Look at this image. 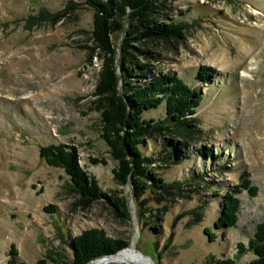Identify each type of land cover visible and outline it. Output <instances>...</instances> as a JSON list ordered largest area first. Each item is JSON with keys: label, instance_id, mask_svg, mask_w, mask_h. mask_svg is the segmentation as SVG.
I'll return each instance as SVG.
<instances>
[{"label": "rangeland", "instance_id": "1", "mask_svg": "<svg viewBox=\"0 0 264 264\" xmlns=\"http://www.w3.org/2000/svg\"><path fill=\"white\" fill-rule=\"evenodd\" d=\"M94 18L86 0H0V264L13 246L28 264H68L71 239L90 228L127 240L153 264H248L264 222V0H163L146 22L173 18L187 25L183 37L113 35L127 66L149 65L137 77L173 73L204 96L191 136L171 126L146 138L143 151L170 189L141 196L115 178L118 161L102 137ZM200 69L211 77L200 79ZM152 116L164 118V107L145 112ZM173 140L185 142L188 158L178 147L166 152ZM58 143L78 148L81 166L127 217L105 197L83 198L63 169L41 158V147ZM203 147L218 158L200 154ZM245 173L258 194H239L236 226L216 229L225 193Z\"/></svg>", "mask_w": 264, "mask_h": 264}, {"label": "trees", "instance_id": "2", "mask_svg": "<svg viewBox=\"0 0 264 264\" xmlns=\"http://www.w3.org/2000/svg\"><path fill=\"white\" fill-rule=\"evenodd\" d=\"M163 0H86L95 11L93 39L103 55L102 68L94 95L97 109L102 113V137L118 166L113 170L115 178L126 184L131 182L135 196H141L149 190L154 193L168 192L170 184L152 169L154 158L144 153L146 138L156 132L167 130L171 126L178 129V136L183 130L190 136V129L195 122L194 115L202 104L204 96L183 78L173 73L146 74L137 77V71H148V64L131 61L130 56L114 46L113 35L121 30H128V40L155 39L170 40L181 38L186 24L172 18L169 22L149 25L148 18ZM130 28V30H129ZM126 44H128L125 41ZM200 79L211 77L206 70L200 69ZM136 79V80H134ZM164 107L165 117H145V112ZM185 137V136H184ZM185 142L173 140L166 152L178 147L179 156L188 158V151L182 149ZM200 154L215 156L206 148L198 149ZM40 156L48 165L63 169L70 176L75 189L86 200L107 198L117 209L122 206V215L126 216V207L113 197L103 193L95 176L85 171L80 164V154L76 146L66 143L50 144L40 149ZM96 161V160H94ZM250 174L240 176L238 184L231 187L223 197L222 211L214 223L216 229L224 230L235 227L239 220L242 201L239 194L247 191L255 196L258 188L252 185ZM219 195V193H216ZM54 210L55 207L51 205ZM124 208V209H123ZM48 210L49 208L46 207ZM125 210V211H124ZM128 216V215H127ZM126 216V217H127ZM156 230L159 228L155 227ZM214 239L216 233L211 227L206 228ZM72 259L68 264H89L91 261L115 254L129 246L125 239L114 238L102 228H90L74 236L71 241ZM240 247L245 249L243 244ZM249 249L255 258L248 264H264V222L257 226L255 236L249 242ZM221 264H235L228 260ZM8 264H28L19 259V252L13 246ZM33 264H49L39 259ZM55 264H61L56 262Z\"/></svg>", "mask_w": 264, "mask_h": 264}, {"label": "bare ground", "instance_id": "3", "mask_svg": "<svg viewBox=\"0 0 264 264\" xmlns=\"http://www.w3.org/2000/svg\"><path fill=\"white\" fill-rule=\"evenodd\" d=\"M136 262L140 264H153L151 259H147L141 252H137L134 247L126 248L119 254L113 255L108 258H103L101 260L92 261L89 264H107L110 262Z\"/></svg>", "mask_w": 264, "mask_h": 264}, {"label": "water", "instance_id": "4", "mask_svg": "<svg viewBox=\"0 0 264 264\" xmlns=\"http://www.w3.org/2000/svg\"><path fill=\"white\" fill-rule=\"evenodd\" d=\"M126 249V248H125ZM124 250V249H123ZM123 250H121V251H123ZM121 251H119V252H117V253H115V254H112V255H107V256H104V257H102V258H99V259H103V258H108V257H111V256H113V255H116V254H119ZM148 259H151V258H149L148 256H146ZM152 260V259H151ZM94 261V260H93ZM92 262V261H91ZM90 262V263H91Z\"/></svg>", "mask_w": 264, "mask_h": 264}]
</instances>
